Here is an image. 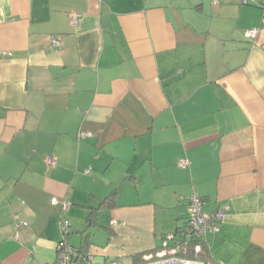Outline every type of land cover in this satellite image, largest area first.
I'll return each instance as SVG.
<instances>
[{
	"label": "crops",
	"instance_id": "crops-1",
	"mask_svg": "<svg viewBox=\"0 0 264 264\" xmlns=\"http://www.w3.org/2000/svg\"><path fill=\"white\" fill-rule=\"evenodd\" d=\"M192 193L207 264H264V3L0 0V264L54 263L61 218L96 264L158 260Z\"/></svg>",
	"mask_w": 264,
	"mask_h": 264
},
{
	"label": "built area",
	"instance_id": "built-area-1",
	"mask_svg": "<svg viewBox=\"0 0 264 264\" xmlns=\"http://www.w3.org/2000/svg\"><path fill=\"white\" fill-rule=\"evenodd\" d=\"M243 3H257L263 5L264 0H242ZM75 21V19H74ZM257 28L247 29L244 32L246 38L254 37L257 34ZM54 45H58V40L56 38L51 39ZM88 133L85 131H80L79 136H85ZM54 161L49 160L48 163H53ZM180 166H185L187 164L186 160H180L178 163ZM86 173L88 170L85 171ZM52 205L58 204L59 200L56 197L50 199ZM61 208L63 211L69 209L71 203L68 199H63L61 201ZM223 217V211L218 209L213 212H206L202 209V200L196 193H192L189 196V205L187 206V233L191 237L195 244L193 245V251L195 253L200 251L199 241L205 240L206 234L209 231H217L219 229V221ZM111 225H115L116 221L112 219L110 221ZM59 229L61 231V237L56 243V253L55 261L52 264H76L78 263L77 257L79 255L74 249L73 245L69 242L68 235L70 230V222L65 218H61L58 222ZM173 233H165V238L162 242V250L159 251V259L155 261H150L147 264H207L204 261L197 260L194 258H184L177 253L180 248L179 245L167 247V243L174 239ZM105 264H116L115 262H108Z\"/></svg>",
	"mask_w": 264,
	"mask_h": 264
},
{
	"label": "trees",
	"instance_id": "trees-1",
	"mask_svg": "<svg viewBox=\"0 0 264 264\" xmlns=\"http://www.w3.org/2000/svg\"><path fill=\"white\" fill-rule=\"evenodd\" d=\"M117 193V189H113L112 192L109 194V196L106 197V199H104L101 202V207L105 206V207H111L114 204V196ZM189 205V197L187 200V205ZM187 221L184 224V228H177L173 234H174V239H172V241H169L167 243V247H171V246H176L179 245V252L177 253V255L184 257V258H194L197 260H201V261H205L206 263H210L211 258H210V254H209V248L207 247L206 244V240H201L199 241L200 244V251L195 253L193 251V245L195 244V241H193L191 239V237L188 236L187 233ZM69 235H70V230H69ZM68 235V237H69ZM165 238V234L162 236V242ZM71 243V242H70ZM161 247H162V243H161ZM162 250V249H161ZM78 254L81 255V251L77 250ZM77 259H79V256L77 257Z\"/></svg>",
	"mask_w": 264,
	"mask_h": 264
},
{
	"label": "water",
	"instance_id": "water-1",
	"mask_svg": "<svg viewBox=\"0 0 264 264\" xmlns=\"http://www.w3.org/2000/svg\"><path fill=\"white\" fill-rule=\"evenodd\" d=\"M76 264H96L92 255L82 254Z\"/></svg>",
	"mask_w": 264,
	"mask_h": 264
},
{
	"label": "rangeland",
	"instance_id": "rangeland-1",
	"mask_svg": "<svg viewBox=\"0 0 264 264\" xmlns=\"http://www.w3.org/2000/svg\"><path fill=\"white\" fill-rule=\"evenodd\" d=\"M58 227H59V226H58ZM70 227H71V226H70ZM70 227H69V228H70ZM59 231H60V229H59ZM60 233H61V231H60Z\"/></svg>",
	"mask_w": 264,
	"mask_h": 264
}]
</instances>
